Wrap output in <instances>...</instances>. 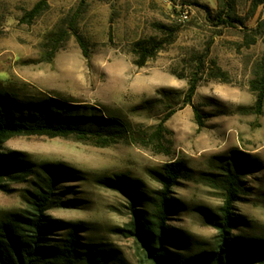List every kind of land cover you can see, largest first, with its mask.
Returning a JSON list of instances; mask_svg holds the SVG:
<instances>
[{"label":"rangeland","instance_id":"1","mask_svg":"<svg viewBox=\"0 0 264 264\" xmlns=\"http://www.w3.org/2000/svg\"><path fill=\"white\" fill-rule=\"evenodd\" d=\"M41 1L0 0V89L20 101L52 97L89 105L127 119L134 131V139L105 148L73 138L37 136L16 137L2 145L4 151L20 152L40 175L46 165L71 171L59 183V203L47 212L56 223L50 238L63 240L71 226L81 225L82 250H105V264H146L138 244L122 232L130 221L129 196L108 182L125 177L132 186L139 182L143 196L154 197L161 185L151 173L166 163L183 161L189 176L171 189L169 226L181 236L184 250L211 249L224 193L204 175L222 172L235 153L250 163L234 203L238 221L232 234L264 240V108L262 114L255 113L256 94L250 85L264 53V4L46 0L41 15L24 23V16ZM158 24L175 31L174 42L138 67L133 44L167 36ZM70 27L75 31L62 40L65 36L59 34ZM77 36L86 43L89 62ZM52 45L59 47L54 61L40 62ZM192 78L198 80L197 91L186 105ZM161 90L173 95L158 109L163 115L132 112ZM195 108L204 118L202 126ZM170 111L174 114L158 142L153 134ZM34 182H39L36 176L0 190V220L27 209L22 196L35 189Z\"/></svg>","mask_w":264,"mask_h":264},{"label":"trees","instance_id":"2","mask_svg":"<svg viewBox=\"0 0 264 264\" xmlns=\"http://www.w3.org/2000/svg\"><path fill=\"white\" fill-rule=\"evenodd\" d=\"M261 4H264V0H257L256 6ZM45 6L46 0H42L22 21L31 23L41 15ZM221 21L226 23L225 20ZM157 29L167 36L144 38L133 44V51L138 56V61L135 62L138 67H144L174 42L175 31L162 24H158ZM71 31H75V27L61 31L59 36H65L62 40H66ZM77 41L89 62L90 55L85 41L81 36H77ZM251 41L250 44H253L255 40L252 38ZM58 51L59 47L52 45L40 62L52 63ZM197 85L196 78L189 80L184 96L186 105L191 104ZM250 85L256 94L253 109L260 115L264 108V53L255 68ZM171 98L172 92L158 91L154 99L135 106L132 112L163 115L164 112L157 114V111L163 101ZM173 114L174 111H170L160 121L153 134L156 141L163 138V126ZM195 114L198 124L204 125V118L197 108ZM34 136L73 138L105 148L134 139V131L127 119L109 116L89 105L67 103L52 97L20 101L12 93L0 89V190L7 191L10 183H25L33 176L39 180L34 182L35 189L32 192L27 190L22 196L27 209L0 220V264L107 263L109 258L105 250L98 253L82 250V243L79 241L81 225L71 226L63 240L50 238L49 231L56 223L48 219L47 212L59 203V183L63 177H70L71 171L60 165H46L40 175L34 169L35 165L20 152L2 149V145L13 138ZM229 161L231 162L224 165L222 172L204 175L205 180L224 193V200L220 208V220L216 225L218 233L213 248L196 253L184 250L181 236L169 226L174 208L171 189L179 180L189 176V170L183 161L166 163L159 171L151 173L161 185L154 197L143 196L139 191V182H134L135 186H132L125 177L108 182L115 184L129 196L130 221L122 232L138 244L146 264H264V240L244 239L232 234L238 221L233 207L242 191L241 178L250 161L235 153Z\"/></svg>","mask_w":264,"mask_h":264}]
</instances>
